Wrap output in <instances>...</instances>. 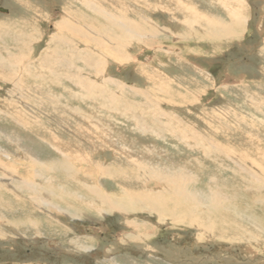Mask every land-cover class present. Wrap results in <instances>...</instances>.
<instances>
[{"label":"rangeland","instance_id":"obj_1","mask_svg":"<svg viewBox=\"0 0 264 264\" xmlns=\"http://www.w3.org/2000/svg\"><path fill=\"white\" fill-rule=\"evenodd\" d=\"M141 1L140 4L138 0H0V7L7 10L0 13V165L3 166L0 180L4 181L0 183V264H264V179L256 169L251 176L227 161L219 165L220 160L203 156L206 148L196 147L199 141L211 140L210 148L214 143L224 148L230 146L234 152L245 154L246 159L264 167V0H180L179 7L191 5L199 13L197 19L192 15L189 19L171 0L164 1V6H158L160 0H155L154 10L150 9L151 0ZM123 3L125 6L121 7ZM169 8L171 17L167 14ZM232 8L237 13H230ZM114 9L117 13L131 9L134 16L126 14L125 19H148L156 34L153 38L157 39L149 47L147 41L130 44L131 51L124 50L125 55L132 56L130 65L113 63L112 58L104 56L105 47L94 43L91 49L103 60L104 71L97 74L83 68V61L76 60L70 71L64 72L93 81L98 91L88 90V83L85 90L83 83L74 86L63 79L60 86V81L52 77V65L43 64L39 59L49 49L55 24L63 11L71 16H86L97 23L96 27H106L101 14L106 11L112 14ZM234 16L242 19L234 20ZM237 21H241L240 26ZM117 32L120 31L110 28V33ZM16 34L24 38L19 43L12 37ZM174 35L181 37L176 40ZM77 38L74 36L71 46L81 49L83 45ZM61 44H54L52 50L68 47ZM20 49L29 56L20 55ZM138 54L140 61L150 56L151 63L145 64L158 77H163L166 90L157 83L149 86L142 73L138 74L140 69L135 63ZM14 79L25 84L20 92H14V82H17ZM107 79L126 91V98L132 100L126 106L130 109L139 106L136 115L122 118L98 103ZM151 85L165 93L172 89L184 97L173 96L177 105L169 106L166 104L171 97L165 93L164 103L151 99L145 95L146 91L138 93L149 90ZM107 88L108 94L119 91L115 84ZM77 92L82 96L73 97ZM9 96L13 103L8 100ZM53 97L63 106H57ZM157 112L167 113L171 120H179L180 125L200 134L188 131L185 133L187 144L182 143L184 138L181 144L173 133L161 132L162 142L137 129L131 130L136 123L141 125L145 120L151 123ZM83 114L88 120L96 117L118 125L134 139L130 140L133 148L150 147L147 153L153 152L157 163L182 164L187 175L193 174L197 179L191 190L203 189L208 196L214 193L216 185H229L233 195L225 188H220V194H230L237 201H232L233 207L227 205L228 213L222 207L206 208L214 223L209 230L185 223L175 225L176 219L159 225L152 214L140 212L144 207L139 200L128 204L126 191L111 185L113 154L110 151L92 157L95 161L106 159L108 175L93 171L88 163L82 165V171L71 175L48 170L43 165L40 168L44 171L31 172L29 165L36 159L45 165L60 164L59 152L70 157L74 164L77 154H93L81 138L75 137V130L85 126V121H79L78 117ZM15 115H22L23 124L16 121ZM164 153L165 159H161ZM145 154L142 153L143 157ZM124 160L125 165L130 164H127L129 159ZM245 165L250 168L248 163ZM5 167L16 171L11 182ZM133 178L130 177V187H124L129 194L144 191V183L140 181L133 186ZM24 182L39 186L31 191ZM153 187L149 180L147 188ZM35 198L40 200L36 202ZM109 203L114 207L124 206L128 212L124 214L116 209L107 216L100 215L97 209L112 212ZM168 208L175 210V205L170 204ZM179 208L183 212L187 209ZM188 215L189 209L185 218ZM254 222L261 224V230L254 228L251 224ZM147 223L162 232L142 241L125 236L135 232L136 226ZM203 224L211 223L203 220ZM143 233L147 234L148 230Z\"/></svg>","mask_w":264,"mask_h":264},{"label":"bare ground","instance_id":"obj_2","mask_svg":"<svg viewBox=\"0 0 264 264\" xmlns=\"http://www.w3.org/2000/svg\"><path fill=\"white\" fill-rule=\"evenodd\" d=\"M140 1L138 0V3L141 4L142 1L141 2ZM164 1L166 0H163V1L160 0V5L158 6H161V5L164 6V4L166 3ZM171 1L172 2L174 1L176 6L180 10L182 9L183 12L186 13L188 17L192 15L197 19V16L199 13H196V11L193 9V7L188 2L187 3L190 6H187L184 4L183 7H179L181 5L180 0H171ZM154 3H155V0H151L150 2L151 10H154L156 8ZM124 4L125 3H123L121 7L125 6ZM90 7L89 9L92 8ZM121 9H118V11ZM156 10H160V9H156ZM234 12L237 13L232 8V10H230V13H234ZM110 13L112 14H109V11H106L105 13L101 14L106 22V27H96L97 23H95L94 20L87 18L86 16H71L70 13H68L67 11H63V16H61L60 19L55 24L56 29H55V32L52 34L51 40L49 42V45H48L49 49L47 47L48 50L45 51L43 56H41V58L39 59V62L41 60L43 64L52 65V69H53V71H51L52 72L51 74L53 75L52 77L56 78L55 81H60V86H62V83H63L62 79H63L67 82H70L74 86H77L78 84L83 83L82 86H84L85 90H86L87 83H88L90 87V88L88 87L89 88L88 90H91L92 93H95V90L98 91V88L95 89V86L92 83L93 82L92 80H91L92 82H90V80L84 77H78V76L72 77L69 75L68 72H64L65 70L70 71V69L74 65V61L77 62L76 60L83 61L82 62L83 64L82 66H84L83 68L87 70L88 69L93 70L97 74L100 71H104L103 60L101 58H98V56L95 55V52L91 49V45L94 43L101 44L103 47H105L104 56L105 57L109 56L110 58H112L114 61L113 63H117V62L126 63L127 62V65H130V60L132 58L131 54L130 55L124 54V50L126 51V49L131 51L130 44L137 43V42L141 43V42L147 41V45H148L147 47H149L152 45V40L157 39V38H153L156 34L154 31L151 30L152 23L148 19L144 17H140L139 19L134 18L133 20H132V17H130V19H125L126 14L128 15L131 14L132 16H134L131 9H130V12H127L126 10L122 12L121 10L120 13H117V9H114V12H110ZM167 14L169 15V17H171V14H172L171 8L168 9ZM236 18L238 20L242 19V17L240 16H234V20H236ZM189 19L191 18L189 17ZM197 22L198 21H196V23ZM236 23L240 26L241 21L240 22L237 21ZM237 24L236 26L238 27ZM200 25L204 26L202 23ZM110 28L116 29L117 31H120V32L110 33ZM228 29L230 30L231 28L228 27ZM82 30L84 31L81 32ZM21 36H19L18 34L12 35V37L14 38V42L19 43L20 41H22V39L24 38ZM74 36L78 37L77 38L79 39L78 41L82 43L83 46L81 49L77 46L75 47L71 46V43H72L71 40L74 38ZM180 37L181 36L174 35V39L176 40L177 39L179 40ZM142 38L146 40H141ZM57 43L65 44L68 47L64 48L62 51H60L58 48L53 51L52 49L54 48V44H57ZM24 46H26V44H24ZM19 52H20V55H22L25 58L29 56L27 55V53H25L27 52L25 50L20 49ZM140 57L141 55L138 54L135 60V63H138L137 68L140 69L139 71H137L138 74L141 75L142 73V77L145 79L148 85L150 83L152 84L157 83L158 86L166 90L167 87H166V84L163 83V80H162L163 77L160 75H159L160 77H158L157 72H155V70H153L152 68L147 67V65L145 64V62L151 63L150 56L147 59L145 58V60H141V61L138 60L140 59ZM1 61L4 62V59L2 58ZM144 66H146L147 69L144 68ZM24 69H25V66H24ZM58 69H60V71ZM25 73L26 72H24V74ZM25 76L26 75H24V77ZM42 77L43 76H41V78ZM18 80L17 82H14V86H15L14 92L16 91L20 92L19 90L25 85L23 82H19ZM52 84L54 83L52 82ZM103 84H105L106 86L103 85L102 88L104 89L100 90L99 95L102 97H100V102H98L99 104L102 103L103 109L108 110L113 115L116 114L117 116L122 117V118H124V116L133 117L131 114L136 115L137 113L136 111H138V109L136 110V108H138L139 106L137 105L135 107L131 106V109H130L129 105L128 106L125 105L127 101H132V100H128L129 98H126L125 96L126 91L124 89L120 88V86L117 83L113 82L110 79L104 80ZM109 84L110 85L115 84L117 90L119 91L116 93H113V90H112L108 94L109 90L107 88V85ZM148 89L149 90L145 89L144 91L140 90V92L138 93L144 94V92L146 91L145 95H148V97L150 96L151 99L153 98V100L155 101L164 103L163 96L165 92L163 91V89H160V88H158L159 90L157 88L154 89L152 85L151 87H148ZM156 95L161 96V97H159L158 99H154V98H157ZM165 95H169L171 97V99H169L166 104L169 106L177 105V99L173 96H177L178 98L184 97L181 93L174 92L172 89L171 91L166 92ZM17 96H15L16 97L15 99L18 100ZM79 96H82V95L78 92L73 93V97L78 98ZM172 97L174 98V101H173L174 104H172L171 102ZM8 100L12 101V97L8 98ZM58 100L59 99L56 97L52 98V101L55 104H57V106H60V105L63 106V104ZM153 103L156 104V102L154 101ZM151 104H152V101H151ZM155 107H158V106H155ZM166 114L167 113L164 114V112L162 113L159 112L158 115L152 114V116L154 115V117L151 119V123H148V122L146 123V120L141 125L136 123L135 126L134 125L133 127L131 126V130L135 131L137 129L139 133L143 135L148 134V136H150L151 138L156 137L162 142L164 141V138L160 136L161 132L165 134H168V132L173 133L178 139V142L180 141L179 143H181L182 141L181 139L184 138V140L182 141L183 144H187L186 140L188 139L185 137L186 136L185 133H189L188 131H190V133L194 135L200 134L198 132L188 130L187 126L180 125L179 120L177 121L175 119L171 120V117ZM141 115H144V114H141ZM15 116L16 118H18L16 121L20 125L23 124L22 115H15ZM78 117H80L79 121H85V126L83 128L81 127L80 129H77L78 131L75 130L76 131L75 137L77 136L78 138H81L84 141V143L90 147L91 152L93 154L90 156H84L82 154H77L75 156L76 160H74L76 164H74L72 163V160L70 157L66 155H62V153L59 152V154L61 155L59 157L60 161L62 160L63 163L61 162L60 164H58L57 162L56 163L52 162L50 165H45L42 162L39 163L38 159H36V162L29 165L31 172L38 173V171L39 172L44 171L45 169L43 170L40 168V166L43 165L48 170H52V171L54 170L60 173L62 172V173L71 175V174L82 171V165L88 163L93 168V171L95 170L99 172L100 174L102 173V174L108 175L109 167L104 162L106 161V159L101 160L97 158V161H95L93 160L92 157H94V155H99V154L105 155L106 152L110 151V153L113 154V158L111 161L113 163V167L110 170L111 174L109 177V179H113V182H111V185L113 183V185H115L119 189L126 191L129 197L128 204L131 205L132 202H134L135 200H139L140 203H142L144 207L143 210L140 212H143L144 214L145 213L152 214L156 218V221L159 225H164L165 223H169L170 221H173V219H176L174 223L175 225L185 223L189 227L197 226L199 229L209 230V228H211L214 223L210 221V217L206 214V212L208 211L206 208H209L211 206L222 207L223 211L225 213H228L227 210L225 209L227 208V205H230V207H233L235 203H232V201H237L236 197L235 198L233 196L231 197L230 194H220V191H221L220 188L228 189V191L232 194L233 188L229 185H223V186L216 185L214 187L215 189L214 193L208 196L205 195V193L203 192V189L198 190L195 188L194 190H191L190 186L195 184L197 179L193 174L188 176L186 173L187 169H185V167L182 166V164L180 163L176 164L177 162H173V164L172 163L163 164L160 162L157 163V161H154L155 155L153 154V152L147 153L150 147L145 146V145H138V146L133 145L135 147L133 148L130 140L134 141V139H131L130 137H128L124 133V131L118 127V125L116 124L111 125L109 124V121H106L101 118H96V117L94 119L88 120L85 114L78 115ZM164 119L166 120L168 119L170 121L166 123ZM111 121H114L116 123V121L113 118L111 119ZM126 129L129 130L127 127ZM190 136H193V135H190ZM210 142H213V141L211 140L207 142L199 141L198 145H196L197 148H201V147L206 148V150L203 152V154L205 155L203 156H205L208 159L220 160L221 162H219V165H222V161H227L231 163L234 167L245 170L247 174L251 176H252L253 170L256 169V171L255 170L254 171L258 173L259 177H262L264 179V167H262V164L257 163L256 161L252 159H246V157H248L247 155L238 154L234 152V150H232L230 146L227 148H224V146L222 147L220 145H216L220 143H214L213 147L210 148V146L208 145ZM189 147H192V145H189ZM52 148H54V144H52ZM142 153H146L145 157H143ZM115 154L118 155L119 160H117L118 158L116 157L117 155ZM124 156L130 160V161L127 160V164L130 163L129 164L130 166L125 165L126 160L124 159L126 158ZM165 156L166 155L164 153L161 159H165ZM35 158H38V157H35ZM9 159L11 160V158ZM245 163H248L250 165V168H247ZM21 166L26 167L24 164L23 165L21 164ZM0 168L3 169V166L0 165ZM5 171L8 174L7 175L8 181L11 182L12 179L14 180L16 171L11 170L9 167H5ZM143 171H146L147 173H144ZM131 176L134 177L133 179L135 180V183H134L135 185L133 186H137L138 183H140V181L144 183L145 185L144 191L139 190L134 194H129V192L124 187L126 186L130 187L129 183H130ZM149 180L152 181V185L154 186L153 188H147ZM201 180L203 181V178L200 179V181ZM3 182L4 181L0 180V183L4 184ZM35 182L30 183L31 186H29L28 184L24 182V186L31 189V191H34L35 187L39 186L37 184L35 185L34 184ZM205 182L206 181L202 183L205 185H208V181L206 183ZM144 185L142 184V186ZM39 200L40 199L37 198L35 201L38 202ZM42 204L46 205L44 204V202H42ZM170 204L172 206L175 205V210H170L168 208ZM224 204L226 206H224ZM180 206L186 207L187 208L186 211L183 212L182 209L179 208ZM109 207L110 209H112V212H110L109 210H104V209L103 210L97 209V211L100 213V215H103V216L104 215L107 216L108 214L114 213L113 211H115L116 209L124 214L128 212L124 206L122 207L119 204H116L114 207L112 204L109 203ZM188 209H189V215L188 217L185 218V216L188 214ZM67 213L69 214L68 211ZM203 220L210 222L211 224H209L208 226H205L203 224ZM251 224L257 230H261L262 228L261 224L257 225L258 222H254ZM153 227L154 226H151L149 223L143 224L142 226H136L135 232H132L131 234H126L125 236H127V238L131 240L132 239L138 240V241L149 240L153 237H157L158 234L162 232L158 228H153ZM145 230H148V233L142 234V232H144Z\"/></svg>","mask_w":264,"mask_h":264},{"label":"water","instance_id":"obj_3","mask_svg":"<svg viewBox=\"0 0 264 264\" xmlns=\"http://www.w3.org/2000/svg\"><path fill=\"white\" fill-rule=\"evenodd\" d=\"M7 10L0 7V13H6Z\"/></svg>","mask_w":264,"mask_h":264}]
</instances>
